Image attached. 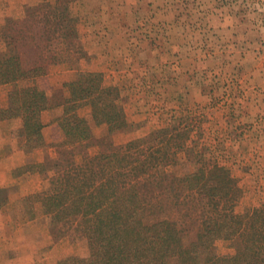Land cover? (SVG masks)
<instances>
[{"label": "rangeland", "instance_id": "1", "mask_svg": "<svg viewBox=\"0 0 264 264\" xmlns=\"http://www.w3.org/2000/svg\"><path fill=\"white\" fill-rule=\"evenodd\" d=\"M72 116L92 134L81 147ZM122 150L152 153L162 214L144 222L174 223L187 263L264 264V0H0V264L87 257L45 198L66 165ZM200 171L212 200L179 181ZM224 215L233 239H197Z\"/></svg>", "mask_w": 264, "mask_h": 264}, {"label": "trees", "instance_id": "2", "mask_svg": "<svg viewBox=\"0 0 264 264\" xmlns=\"http://www.w3.org/2000/svg\"><path fill=\"white\" fill-rule=\"evenodd\" d=\"M123 119L121 115L112 117L106 114L100 122L105 121L110 130H115L124 124ZM62 124L67 134L74 139L71 148L81 147L83 142L92 137L85 123L75 116L68 117ZM143 152H104L98 155L99 159L84 160L76 165L72 162L63 171H58L59 185L45 198V203L54 208L50 210L52 224L55 226L78 220L76 230L85 238L89 249L85 258L71 257L58 264H170L171 259L175 260L173 264H189L190 255L184 251L174 223L159 220L146 225L144 222L148 215L156 218L162 213L158 212L159 207L155 205V196L149 198L148 193L151 184L149 171L154 168L149 160L154 157L152 153L143 156ZM132 158H135V162L131 161ZM200 172L197 177L198 181L202 180L199 187L189 180L188 175L179 181L188 183V190L197 188L198 194H205L212 200L219 193L208 184L213 181V177ZM152 186L166 192L162 182L153 183ZM219 221L204 220L197 239L207 241L210 245L219 236L233 239L228 228L232 225L237 228V224L239 227L241 223L236 224L233 217L228 215ZM245 230L252 235L254 252L261 249V229L253 225ZM210 261L204 260L201 264H212Z\"/></svg>", "mask_w": 264, "mask_h": 264}]
</instances>
